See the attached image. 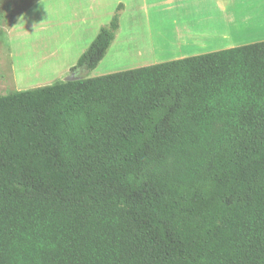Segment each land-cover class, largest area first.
Wrapping results in <instances>:
<instances>
[{"label": "trees", "instance_id": "trees-1", "mask_svg": "<svg viewBox=\"0 0 264 264\" xmlns=\"http://www.w3.org/2000/svg\"><path fill=\"white\" fill-rule=\"evenodd\" d=\"M0 264H264V41L0 95Z\"/></svg>", "mask_w": 264, "mask_h": 264}, {"label": "rangeland", "instance_id": "rangeland-1", "mask_svg": "<svg viewBox=\"0 0 264 264\" xmlns=\"http://www.w3.org/2000/svg\"><path fill=\"white\" fill-rule=\"evenodd\" d=\"M31 1L0 0V95L64 81L70 74L69 66L76 65L99 29L110 22L118 5L123 7L118 35L93 70L78 72L82 78L202 52L167 47L169 43L156 42L143 31L160 26L159 17L168 7L166 0H35L26 7ZM258 40L251 38L242 44L262 42Z\"/></svg>", "mask_w": 264, "mask_h": 264}, {"label": "crops", "instance_id": "crops-1", "mask_svg": "<svg viewBox=\"0 0 264 264\" xmlns=\"http://www.w3.org/2000/svg\"><path fill=\"white\" fill-rule=\"evenodd\" d=\"M165 3L168 7L159 17L160 26L143 31L149 32L156 42L169 43L167 47L202 51L193 54L198 55L241 46L251 38L264 41V0H166ZM118 32L119 27L115 36ZM73 66H69V71Z\"/></svg>", "mask_w": 264, "mask_h": 264}, {"label": "water", "instance_id": "water-1", "mask_svg": "<svg viewBox=\"0 0 264 264\" xmlns=\"http://www.w3.org/2000/svg\"><path fill=\"white\" fill-rule=\"evenodd\" d=\"M82 79L76 71L70 72L69 76L64 79V82H72Z\"/></svg>", "mask_w": 264, "mask_h": 264}, {"label": "flooded vegetation", "instance_id": "flooded-vegetation-1", "mask_svg": "<svg viewBox=\"0 0 264 264\" xmlns=\"http://www.w3.org/2000/svg\"><path fill=\"white\" fill-rule=\"evenodd\" d=\"M78 73V72H77Z\"/></svg>", "mask_w": 264, "mask_h": 264}]
</instances>
